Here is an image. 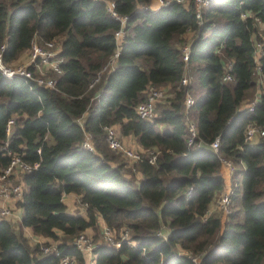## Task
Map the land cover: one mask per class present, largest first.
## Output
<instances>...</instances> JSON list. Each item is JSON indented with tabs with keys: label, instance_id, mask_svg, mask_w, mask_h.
I'll return each instance as SVG.
<instances>
[{
	"label": "trees",
	"instance_id": "1",
	"mask_svg": "<svg viewBox=\"0 0 264 264\" xmlns=\"http://www.w3.org/2000/svg\"><path fill=\"white\" fill-rule=\"evenodd\" d=\"M106 1L0 0L4 62L19 59L36 37L58 39L64 58L62 71L51 73L54 87L0 71V174L14 156L32 166L19 178L21 196L6 204L22 210L21 226L49 237L43 243L56 242L77 264L87 260L75 238L99 230V215L117 239L127 229L134 244L104 240L93 251L94 264H264V135L247 139L251 127L264 129V26L258 29L264 0H214L202 24L195 0L155 11L139 9L154 0H113L128 16L121 42V23ZM189 30L197 36L189 60L193 82L185 85L188 70L175 41ZM258 42L263 54L256 58ZM227 72L232 80L224 79ZM257 75L263 78L260 101L249 111ZM151 85H170L172 94L157 101L152 119H143L137 106ZM191 90L197 91L187 115ZM115 125L145 147L129 177L105 142L106 128ZM86 133L94 151L82 146ZM216 138L218 151L210 147ZM221 157L239 166L233 211L207 216L225 186ZM137 172L142 179L136 182ZM64 193L80 195L85 216L67 211ZM14 220L0 218V264H56L58 256L30 244Z\"/></svg>",
	"mask_w": 264,
	"mask_h": 264
},
{
	"label": "built area",
	"instance_id": "2",
	"mask_svg": "<svg viewBox=\"0 0 264 264\" xmlns=\"http://www.w3.org/2000/svg\"><path fill=\"white\" fill-rule=\"evenodd\" d=\"M174 1L184 2L187 4L188 0H158L154 2L150 6L139 7V9H150L152 11L157 10L158 8L168 5ZM214 0H195L196 4V18L199 24L203 23L202 13L205 8H208ZM106 5L110 14L121 23V28L116 32L117 41L121 42L122 38L125 35V24L128 19L127 15L120 14L115 9L114 1H106ZM6 45L3 44L0 49V71L3 75L8 79H13L15 77H23L26 80L36 81L39 85H46L49 87H54L56 84V79L51 75V73H60L62 71L61 65L64 62V58L61 56V46L57 40L53 39L52 41L44 42V44L32 43L30 48L31 54L29 61L23 66H9L3 60V51L5 50ZM181 52L183 56V60L186 64V71L190 69L189 60L191 55V45L186 43L181 47ZM256 58L263 54L262 43H256ZM119 51L115 52L113 56L112 62L110 65L106 66L103 70L110 68L113 64V61L116 56H118ZM232 64L229 63L227 67L229 70L231 69ZM257 71H260V64L257 65ZM99 78H95L93 80L92 85ZM224 79L229 81L233 79V76L227 72L224 76ZM191 79L187 73L184 75L182 79V84L190 83ZM170 88L168 86H155L151 85L148 88L147 99L143 102H140L137 106V113L143 119H152L156 114V103L157 101L166 98L171 93L169 92ZM195 99L192 97L190 92L187 93L186 101H185V112L186 114H190L191 107L194 103ZM260 101L253 100L247 106L249 111H253L255 109V105ZM14 120H11L8 127V135H10L12 131V124ZM189 130L191 132V137L196 135V126L194 122L189 124ZM264 135V129L260 126H253L249 129L247 139L254 140L255 137ZM192 139V138H191ZM105 140L107 145L113 151L120 152L127 158L137 162L142 157V151L136 150L135 148H131L127 143H125L119 136L117 129L114 126H109L106 128ZM8 144V143H7ZM82 146L91 151L95 150L93 136L91 133H86L85 139L82 143ZM210 147L218 151L219 149V138H216L211 144ZM149 161L152 163L155 162L156 156L153 153V150H149ZM222 166H224L227 171L234 175L237 171L236 166L229 159L221 157ZM19 169L21 172L30 171L32 166L26 162H24L20 156H14L11 164L7 167L3 173L0 174V198L4 201L12 200L15 198H19L23 191L22 182H15L13 176L15 174V170ZM135 170V167H133ZM233 187L232 189H228L223 192L218 200L217 208L222 215H226L233 211ZM12 217L15 220H20L21 216L18 211H14L7 204L0 205V218L1 217ZM104 240L107 241L108 245H113L115 247L121 246V244L127 241L129 244H134L132 240L129 239V231L127 229L121 233V238L117 239L115 236V231L113 228L109 227L107 224L103 225L101 229ZM74 244L83 252H93L94 249L101 245V242H93L92 238L86 233H81L77 238H75ZM40 249L45 253H54L58 256V262L56 264H76V259L74 256L61 254L58 250L57 246L51 247L45 243H40Z\"/></svg>",
	"mask_w": 264,
	"mask_h": 264
},
{
	"label": "crops",
	"instance_id": "3",
	"mask_svg": "<svg viewBox=\"0 0 264 264\" xmlns=\"http://www.w3.org/2000/svg\"><path fill=\"white\" fill-rule=\"evenodd\" d=\"M263 23H259L258 24V29L259 30H261L262 28H263ZM185 37H186V39H190V41H194L195 39H196V36H197V34L193 31V30H189V31H187L185 34ZM189 36V37H188ZM29 50V49H28ZM24 54V53H23ZM22 54V55H23ZM21 55V56H22ZM20 56V57H21ZM183 57V56H182ZM30 59V58H29ZM16 61V60H15ZM29 61V60H28ZM258 76V82H259V84H258V86L256 87V92H255V99L254 100H259L260 99V96H261V88H260V84H261V82H262V75H257ZM189 77H190V79H191V81L193 82V76H192V74L191 75H189ZM161 86V85H160ZM162 86H168V87H170V85H162ZM197 90H191V91H189L190 92V94L192 95V97L195 99V95H196V92ZM169 92L171 93V90H169ZM172 94V93H171ZM170 94V95H171ZM187 96V95H186ZM185 101H186V99H185ZM252 101H250V102H247L245 105H246V107L249 105V103H251ZM191 123V122H190ZM117 130L118 129H121L120 128V126L119 125H115L114 126ZM161 127H163V125H161ZM119 131V130H118ZM119 133H120V131H119ZM121 135L123 136V141L125 142V143H127V144H129V145H131V144H134L135 145V147H137V149L138 150H142V151H144L145 150V147H143L140 143H139V141H138V138L134 135V134H132V133H130V134H127V135H124V134H122V132H121ZM258 138V136L257 137H255V139L253 140V141H255L256 139ZM106 142V141H105ZM107 144V143H106ZM203 147H205V148H207V145H205V144H203L202 145ZM112 150V149H111ZM113 151V150H112ZM117 163H119V162H115V164H117ZM114 164V163H113ZM221 171H222V175H223V178H224V190H228V189H232V187L234 186V175H231L228 171H227V169L224 167V166H222V169H221ZM21 178V177H20ZM142 179V174L141 173H136V182L138 181V180H141ZM223 190V191H224ZM220 192H218V193H216V195H215V197L213 198V200H212V202H211V204H210V206H209V209H208V211H207V216L208 215H213V214H215V212H217V210H216V204H215V201H216V197H217V195L219 194ZM8 201H10V200H6V201H4V200H2L1 198H0V205H3V203L4 204H6ZM63 201H64V203L66 204V206H67V211L69 212V213H71V214H76V215H82V216H85L86 215V211H87V206H86V204L85 203H83L82 201H81V197H80V195H78V194H76V193H64L63 194ZM12 202L13 201H11L10 203L12 204ZM18 213L20 214V216L22 217V210H20L19 209V211H18ZM21 220V219H20ZM20 220H17V221H15L14 220V227H16L17 229H21V231L23 232V234H24V236H26L27 237V239H28V241H29V243L30 244H40V243H42V242H46V241H49V240H51L49 237H45V236H43V235H40V234H36V233H34V231H33V229L31 228V227H26V226H21L20 225ZM98 223H99V227H100V229H102V227H103V225H105L106 223H105V221H104V219H103V217L101 216V215H99V217H98ZM90 230V229H89ZM59 234H62V232H60L59 231ZM85 254V253H84ZM86 257V260H87V258H90V260H91V262L90 263H88V261H87V264H94L95 263V254L93 253V252H91L90 254H89V256L87 257V256H85Z\"/></svg>",
	"mask_w": 264,
	"mask_h": 264
},
{
	"label": "rangeland",
	"instance_id": "4",
	"mask_svg": "<svg viewBox=\"0 0 264 264\" xmlns=\"http://www.w3.org/2000/svg\"><path fill=\"white\" fill-rule=\"evenodd\" d=\"M109 1H113V0H109ZM156 1H158V0H154V2H156ZM189 37V36H188ZM56 40H58V39H56ZM192 42L193 41H190V39H186V37H185V35L183 34V35H181V36H179V38L177 39V41H175V44H176V46H178V47H180V49H181V47L184 45V44H186V43H188V44H192ZM34 43H37V44H44V42H40L39 41V38L38 37H36L35 38V40H34ZM30 54H31V51H30V49L29 50H27V51H25L24 52V54L19 58V59H17L16 61H14V62H12V63H10L9 64V66H23V65H25L27 62H28V60H29V58H30ZM258 69H256V71H257ZM192 70L191 69H188V73H187V75H191L192 74V72H191ZM170 88V87H169ZM170 90H171V88H170ZM255 94H254V96L252 97V98H250L249 99V102L250 101H253L254 99H255ZM158 109V108H157ZM120 131V133H119V131ZM117 131H118V133H119V136H120V138L123 140V136L121 135V129H118ZM129 145V144H128ZM131 148H135L136 150H138L137 149V147H135V145L134 144H131V145H129ZM110 149V148H109ZM110 152H111V154L112 155H114V157H115V159L114 160H116V162H119V163H125V170H124V172H125V174L129 177V175H131L130 174V171H128V169H130L131 167H132V169H133V165H134V163H136L135 161H133V160H131V159H129V158H127L126 156H124L122 153H120V152H116V151H112L111 149H110ZM233 162V161H232ZM233 164L236 166V168H238L239 166H237L234 162H233ZM22 176V172L19 170V169H16L15 170V174H14V176H13V179H15V182H18L19 181V178ZM226 190H224V191H222V192H220L218 195H217V197H216V201H215V204H216V210L218 209L217 208V203H218V200H219V198H220V196H221V194L223 193V192H225ZM216 214H221L220 213V211L219 210H217V212H215ZM88 233V235L92 238V240H93V242H101V244L102 243H105L104 242V237H103V235H102V232H101V230L99 229V230H90V231H88V232H86V234ZM115 236H116V234H115ZM51 247H54V246H57L56 245V242H52L51 244H49ZM85 254H86V256L88 257L89 256V254H90V252H85ZM87 261H88V263H90L91 262V260H90V258H87ZM76 264H77V260H76Z\"/></svg>",
	"mask_w": 264,
	"mask_h": 264
}]
</instances>
